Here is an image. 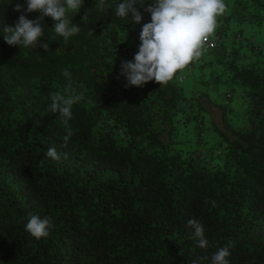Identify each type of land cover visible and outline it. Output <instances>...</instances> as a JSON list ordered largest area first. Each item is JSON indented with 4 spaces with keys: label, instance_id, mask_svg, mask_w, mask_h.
<instances>
[{
    "label": "trees",
    "instance_id": "1",
    "mask_svg": "<svg viewBox=\"0 0 264 264\" xmlns=\"http://www.w3.org/2000/svg\"><path fill=\"white\" fill-rule=\"evenodd\" d=\"M97 2L68 13L81 31L67 42L45 18L49 51L0 35V264H193L205 255L200 264H211L225 245L230 264H264V0H223L216 46L193 70L143 87L126 86L120 65L138 52L150 14L140 9L134 25L114 15L122 0L105 10ZM17 3L25 0H0V25L15 26ZM220 83L230 96H211ZM54 93L82 97L67 147L63 121L47 111ZM201 95L220 107L222 126L205 120ZM52 147L60 160L46 156ZM30 213L51 218L47 237L25 230ZM189 219L203 225L207 249Z\"/></svg>",
    "mask_w": 264,
    "mask_h": 264
},
{
    "label": "clouds",
    "instance_id": "2",
    "mask_svg": "<svg viewBox=\"0 0 264 264\" xmlns=\"http://www.w3.org/2000/svg\"><path fill=\"white\" fill-rule=\"evenodd\" d=\"M25 3L15 5L14 10L21 15L14 27L6 22L0 25V35L9 46L37 48L39 45L49 51V43L40 44V38L44 36L46 17L53 19L54 32L63 37L65 42L81 31L80 26L73 24L68 18V13H79L84 0H25ZM95 7L105 10L113 6L108 4L107 0H98ZM140 9L150 14L151 20L142 26L139 34L141 43L134 58L124 60L120 65V76L126 78V86L143 87L151 81L166 85L179 71L185 68L193 70L202 55L215 47H206V42L209 38L215 39L213 33L216 20L225 12V4L223 0H152L150 4L144 3L143 0H122L115 5L114 15L121 19L130 17L133 24L137 25L143 20ZM33 12H39V17L29 19L28 14ZM63 75L71 80L70 71L65 70ZM180 80L184 82L186 76H181ZM68 88L70 85L66 87V92ZM225 94L231 95L230 91ZM196 96L194 95V99ZM81 99V95L73 94L54 93L50 97L51 103L47 111L50 114H58L67 131L63 137L64 147L68 146L73 134L68 125L72 118L73 105ZM207 99L218 107L210 97L201 95L200 102L210 113L209 115L205 112V120L212 118L216 122L212 109L205 102ZM186 127L187 133L190 132V127ZM46 156L57 161L61 158L54 147L48 149ZM64 158H67V153H64ZM29 217L25 230L36 239L47 237L52 227L51 218L42 219L39 215L31 213ZM187 226L193 230L192 234L198 247L207 249L209 241L205 237L203 225L196 219H189ZM230 255V245L220 247L212 254L211 264H230ZM207 260L208 256L205 255L193 261V264Z\"/></svg>",
    "mask_w": 264,
    "mask_h": 264
},
{
    "label": "rangeland",
    "instance_id": "3",
    "mask_svg": "<svg viewBox=\"0 0 264 264\" xmlns=\"http://www.w3.org/2000/svg\"><path fill=\"white\" fill-rule=\"evenodd\" d=\"M192 81H193V79H192V76H191V77H187V80H185L184 83H185L186 85H189L190 82H192ZM200 86H201V85L199 84V87H200ZM225 92H226V85L220 83V84H219V91H218V92L214 91V93H213V91H212V92H211V96H212V97H217L219 94H224ZM205 102H206V104L208 105V107L212 109V111H213V116L215 117L216 122H217L219 125H221L222 122H221V118H220V112H221L220 109H219L218 107L214 106V105H213V102L211 103L208 99H207Z\"/></svg>",
    "mask_w": 264,
    "mask_h": 264
},
{
    "label": "built area",
    "instance_id": "4",
    "mask_svg": "<svg viewBox=\"0 0 264 264\" xmlns=\"http://www.w3.org/2000/svg\"><path fill=\"white\" fill-rule=\"evenodd\" d=\"M216 40H212L209 38V40L206 42V47H210V46H216Z\"/></svg>",
    "mask_w": 264,
    "mask_h": 264
}]
</instances>
